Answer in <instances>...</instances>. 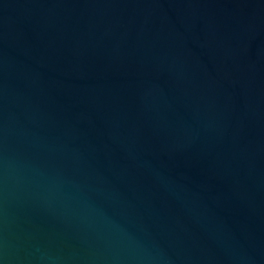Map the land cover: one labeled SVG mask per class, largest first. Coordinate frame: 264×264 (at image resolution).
Instances as JSON below:
<instances>
[{
  "label": "water",
  "instance_id": "obj_1",
  "mask_svg": "<svg viewBox=\"0 0 264 264\" xmlns=\"http://www.w3.org/2000/svg\"><path fill=\"white\" fill-rule=\"evenodd\" d=\"M0 264H264V0H0Z\"/></svg>",
  "mask_w": 264,
  "mask_h": 264
}]
</instances>
